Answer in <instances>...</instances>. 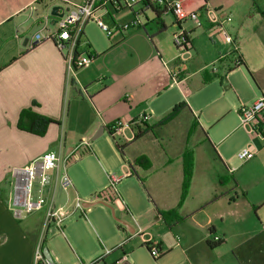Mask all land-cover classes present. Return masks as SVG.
Listing matches in <instances>:
<instances>
[{"label":"crops","instance_id":"obj_1","mask_svg":"<svg viewBox=\"0 0 264 264\" xmlns=\"http://www.w3.org/2000/svg\"><path fill=\"white\" fill-rule=\"evenodd\" d=\"M5 2L2 5L0 1V35L3 33L11 42L0 44V151L6 153L5 158L0 156V264H33L48 207L22 218L15 217L10 206L9 169L24 166L46 151L57 152L56 149L66 148L77 140L83 142L102 128L100 134L108 131L112 136L110 126L115 120L121 117L129 120L145 112L150 114V119L144 126L125 128L120 140L112 136L123 162L129 161L134 168L136 191L139 197L138 189L144 193L143 205L130 193L124 200L118 191L121 200L111 206L115 205L135 222L129 223L128 228L118 225L113 240L104 236L109 244H114L112 248L105 247L109 252H103L102 244L94 243L88 262L115 264L126 254L123 264H264V136L251 138L240 127L238 114L242 104H251L264 93V71L260 65L248 63L241 49L244 33L236 31L245 18L258 15L264 18V0H190L187 7L198 10L201 24L193 21L195 26L187 20L179 25L192 40L193 52L187 60L166 59L161 45L146 32V26L143 34L119 29L124 21L136 17L141 22V16L147 17V11L152 10L156 15L152 22L160 25L159 35L167 31L165 17L170 12L159 7L162 13L158 17L152 0L132 8L115 9L111 5L110 13H105L103 19L114 29L113 34L104 41L93 30L87 32L90 22L86 24L84 50L94 54L95 59L75 74L68 70L67 48L59 49L48 38L57 29L51 9L54 5L63 8L62 0H28L16 7L10 1ZM7 4L9 9L3 10ZM127 9L130 12H124ZM211 10L216 12L217 21L210 18ZM46 18H50L51 24L44 28ZM7 23L11 27L4 26ZM208 31V34L214 31L215 35L210 37L213 45L210 50L205 39ZM37 33L44 38L31 47ZM138 36L146 41L142 47L136 41ZM256 36L255 32L249 38ZM233 50L241 56L242 65H234L236 55L230 54ZM209 62H213L211 70L207 68ZM216 78L220 81L217 93L209 96L212 93L206 91L204 103L198 102L196 95L202 96L204 89H208L205 87L216 83ZM171 91L174 92L165 109L152 113L149 109L152 101ZM226 93L236 97L234 107L216 106ZM183 101L186 105L167 120ZM27 108L58 122L52 123L42 136L23 130L18 127V120ZM71 124L74 129L80 126L82 134L71 135L67 129ZM251 139L259 151L253 159L243 162L237 153ZM187 148L194 151L195 166L189 194L179 206ZM74 150L69 147L65 156L60 154L61 159H70ZM87 150L95 154L99 168L103 162L109 165L98 150L91 146ZM140 155L150 159V167L136 163ZM65 167L60 164L59 169H52L49 183L41 190L56 206H63L55 200L56 189L61 184L72 186L79 197L86 198L83 205L93 202L87 199L93 191L107 185L104 174L100 182L87 184L90 170L85 165L77 167L75 183L68 175L71 183L65 185L62 181L67 173ZM35 187L40 190L38 182ZM103 205L108 207V203ZM173 209H178L181 219L167 220L160 213ZM82 215L86 216V212ZM53 226L59 228L53 224L49 231ZM59 229L66 236L65 227ZM143 233L159 241L158 258L151 256ZM215 235L221 241H213ZM68 242L70 249L66 250L50 247L48 239L42 238L55 263L67 264L64 254L72 251L73 264H78L83 260L80 244L76 240L75 245ZM248 245L251 246L247 248Z\"/></svg>","mask_w":264,"mask_h":264},{"label":"built area","instance_id":"obj_2","mask_svg":"<svg viewBox=\"0 0 264 264\" xmlns=\"http://www.w3.org/2000/svg\"><path fill=\"white\" fill-rule=\"evenodd\" d=\"M149 0H82L81 2H74L72 0H62L63 11L62 17H57L55 25L57 29L50 34L51 38L61 50L67 48L65 58L69 72L75 74L77 69L88 66L94 59L95 55L84 50L87 46V41L84 40V28L87 23L95 22L101 29L111 36L114 29L109 27L103 19L105 13H110L111 5L115 9L121 7H134L140 2L146 3ZM156 6L164 8L170 12L175 19L180 23V26L187 20L194 21L197 25L201 24V17L198 10H191L187 7L190 0H152ZM209 16L212 21H217V14L214 10L209 11ZM51 24L50 18H46L43 24L47 28ZM141 22L136 17L130 22H125L120 25L121 31H128L131 28L138 27ZM44 36L37 33L31 40L30 46L33 47L37 42H40ZM175 44L179 50L178 58L187 60L193 50L192 40L190 35L180 27L179 31L174 34ZM235 63H238L235 61ZM240 66V65H239ZM240 118V127L243 128L251 138L257 136H264V93L251 104H242L238 110ZM150 119L149 113H140L129 120L121 117L115 120L111 125L113 131L112 136H124L125 128L136 125L144 126ZM259 149L253 139H251L245 146H243L237 153L238 158L243 161L253 159L258 153ZM61 155L49 150L44 152L41 156L34 159L24 166H17L12 168L11 173L14 177V191L11 197V209L15 217L22 218L25 215L31 214L35 211L43 209L46 205L47 211L42 228L41 240L37 243L34 251L33 264H57L50 261L44 254L42 238L45 232H48L51 225L62 226L64 218L68 211L63 206H56L49 202L47 198L41 193L49 181V172L52 169H59L61 164ZM69 159H65L64 164L67 165ZM134 174L132 164L125 160L120 168V171L109 172L108 186L97 192L93 196V201L104 202L108 204H119L120 195L117 189L118 183L123 179ZM63 184L69 185L71 180L67 173L62 177ZM39 183L40 190H36V183ZM82 207L81 201H77L74 209ZM144 240L148 246V250L153 258H158L161 255L159 248V241L154 239L150 234L143 233ZM213 241H221V237L215 235ZM127 259L125 254L123 258L116 264H123Z\"/></svg>","mask_w":264,"mask_h":264},{"label":"rangeland","instance_id":"obj_3","mask_svg":"<svg viewBox=\"0 0 264 264\" xmlns=\"http://www.w3.org/2000/svg\"><path fill=\"white\" fill-rule=\"evenodd\" d=\"M0 1L2 5L6 3L5 1H10L11 2L10 5L13 7H16L17 5L24 4L28 0H0ZM34 4L38 6V3H34ZM10 5L7 4L6 6H4L3 10H8ZM30 9H28V12H30ZM128 11L130 12V9H127L124 12H128ZM155 17H156L155 13L152 10H148L147 17L146 15L141 16V22L144 25L142 26L138 25V27L136 26L134 28H131L128 31L129 32L139 31L140 34H143L147 30L146 32L149 34V36L155 37L154 38L155 43L158 42V44L161 45L162 50L164 51V54L166 56V59H169L171 57L172 60H176L179 56V50L175 44L174 34L177 31H179V24L177 23L176 19H174L171 13L166 15L165 22H166V25L168 26L167 31L166 32L163 31L161 34L158 35L157 34L158 26L160 28V25H158L156 21L152 22V20L155 19ZM132 20L124 21L123 23L130 22ZM104 22L110 27V25L108 24V22L105 21V19H104ZM188 22L189 24L195 25V23H193V21L191 20H188ZM4 26L11 27V24L7 23ZM145 26H146V30H145ZM3 28H6V27H3ZM92 30L100 38L104 39V41L108 40L109 35L106 33V31L101 29L94 22H90L86 26L87 32L92 31ZM238 30L244 33L243 34L244 38L241 42V49L248 63H250L251 66L260 65V67H262V70L264 71V48H263L264 47V18L261 17L260 15L256 16L255 18H245L241 21V26H238L236 28V31ZM255 32L257 36L253 38H249L250 35H252V33H255ZM14 33L15 32H13V34ZM208 33L209 31L206 32L205 39L208 42V47L210 50L213 47L212 42L210 41V37L212 39L214 38L215 35H214V31H211L210 34ZM136 41L138 42L140 47H142L144 42H146L141 36L136 37ZM7 42L10 43L11 41L8 39L7 36H4L2 33L0 35V44L7 43ZM203 45L204 43H202V46ZM212 64L213 62L211 63L209 62L207 65V68L211 70ZM196 69H197L196 67L192 68V71ZM243 69L247 72V68L245 66H243ZM215 80H216L215 81L216 83H214L213 85H208L209 87H205L208 89H204V91L202 92V96H200L199 94L196 95L198 102L204 103V101L206 100V97H205L206 95H204L206 91L207 93L208 92L212 93L209 96H213L215 92L217 93V91L220 88V81H219V78H216ZM253 85L255 86V88L257 87L254 80H253ZM173 92L174 91H171L170 93L164 94L162 97L153 100L152 103L150 104L152 105V108H149L151 109L150 111H153L152 113H155V112L159 113L160 111L165 109L167 105L166 103L172 96ZM235 98L236 97H234V95L232 98L230 94L226 93L225 97L221 98L220 100L216 102V106L222 105L228 108L234 107L235 100H236ZM87 118L88 116L85 119L86 122L88 121ZM67 129L71 135L76 136L80 133L82 134V128L80 126L74 129L73 124H71L67 126ZM98 131L99 130H97V132ZM97 132H95V134H93L91 138L84 139L83 142H81V140H77L66 148L63 147L61 148V150L59 149H56V150L57 152H59V154H61L62 156H65V153H67V150L69 147L75 148L73 156H71V158L69 159L65 167L68 175L74 181V183H75V180L73 176L75 173H77V170H76L77 167L79 165H85V168L90 170L89 174L87 175L89 176L87 177V180H86L87 184H91L94 182H100V178H101L100 176H103L104 174L105 178L107 179V185L103 188L105 189L109 184V178H108L107 171L108 172L120 171V168H121L120 166L123 160L120 157L118 150L116 149L117 148L116 144L113 141V137L109 134V132L106 131L104 134H100L97 137H95ZM240 132L241 134H243L242 130ZM240 132L238 134L241 136ZM115 138L117 140H120L121 136L116 135ZM90 146L94 150H98L104 158L106 157L109 162V165L108 164H106L107 166L103 165L105 164L103 162L102 168L101 167L99 168L97 166V162H96L97 159L95 157V154L92 151L88 152L87 150ZM4 154L6 153H2V151H0V156L1 155L3 156ZM3 158H5V156H3ZM64 161H65V158H62V161H61L62 167L65 165ZM10 170L11 169H9L8 171L10 173V182H11L10 191L13 194L15 180L13 176L11 175L12 173ZM92 177L94 178L88 182V180H90V178ZM61 185L56 189L55 200L58 204L63 205L64 208L68 211V214L64 218L63 223H62V226L65 227L66 236H64L63 231H61V229L53 226L51 230L49 231V233H46V232L44 233L43 235L44 240L48 239V244L50 247H57L60 249L64 248L66 250L67 248L70 249L69 247L70 243L68 241L72 242L74 245L76 244L75 240L78 241L81 247L82 254H83V260H80L78 264H83L82 263L83 261H85L86 264H90L88 262L89 260H87V257L88 255H92L89 252L92 250V246L94 243L97 244L98 246L102 244L103 252L104 251L109 252L110 250L108 248H112L114 244H109L108 241L104 238V236H107V237L109 236L110 238L109 237L108 238L113 240L112 238L114 234V229L118 230V225H122V226H125V228H128L130 225L129 223L133 224V222L135 221L131 220L130 215H128L127 213H124L118 210L115 205L111 206V204L110 205L108 204L107 205L108 207H106V205H103V204H107V203L100 202L95 205L85 207L83 203L86 198H83V196H81L82 198L79 197L78 194H76V192L72 188V186L65 187L64 185L62 186ZM137 186H138L137 176L133 174L123 179L120 183H118L117 189L120 192L121 196L124 198V200L127 199V193H130L132 197L136 199L139 205H143L141 198H144L142 197L144 196V193L141 189H138L139 190L138 192H140V197H139L136 191ZM103 189L93 191L88 196L87 199H89V201H93L94 194H96L97 192ZM78 199L79 201H81L82 207L72 212L74 210V206L76 205ZM83 211L86 212V216L82 215ZM84 218H86L88 221H85ZM129 220H131V222H129ZM251 245H248L247 248L250 247ZM105 247H108V248H105ZM70 254H73V252L68 251V253L64 254L66 260L69 261L67 264H73L75 261L74 258H71ZM76 257L78 258L77 255Z\"/></svg>","mask_w":264,"mask_h":264},{"label":"trees","instance_id":"obj_4","mask_svg":"<svg viewBox=\"0 0 264 264\" xmlns=\"http://www.w3.org/2000/svg\"><path fill=\"white\" fill-rule=\"evenodd\" d=\"M153 7L155 8V10L157 12V16L160 17L162 12L160 11L159 7L156 5H153ZM263 15H264V13H263ZM177 23L180 25V23L178 21H177ZM164 29H165V26L162 24L161 25V31H163ZM230 54L236 55L234 60L237 61L238 63L234 62L235 66H239V65L243 64V60L236 50H233ZM185 105H186V103L184 101L177 104L166 119L167 120L171 119L172 117L177 115ZM55 122H58V121L53 119V118H50L48 116H44L38 112H35L32 109L27 108V109H23L21 114H20V117L18 120V127L23 129V130H26V131H29V132H32V133H35V134L42 136V135H45L48 127L52 123H55ZM110 133L111 134L113 133L111 126H110ZM117 145H118L119 149L122 151V146L118 143H117ZM135 161L141 167L147 168V167L151 166V161L146 155L138 156ZM194 166H195L194 151L191 150L190 148H187L184 152V181H183L182 195H181V199L179 202V206L184 203L186 197L189 194V190H190V186H191V182H192V178H193ZM139 179L141 180V183L144 186V188H146L142 179L141 178H139ZM160 213L167 220L169 218H172V220H174V221L181 219V216L179 215L178 209L161 211Z\"/></svg>","mask_w":264,"mask_h":264},{"label":"water","instance_id":"obj_5","mask_svg":"<svg viewBox=\"0 0 264 264\" xmlns=\"http://www.w3.org/2000/svg\"><path fill=\"white\" fill-rule=\"evenodd\" d=\"M61 9H62V6H60V5H54V6L52 7V9H51V13H50L51 16L56 17V20H57V17H62L63 14H64V12H63V11H59V10H61ZM101 132H103V128H102V130L100 131V133H101ZM100 133L98 132V133L95 135V137H97ZM97 203H100V202H98V201L86 202V203L84 204V206L88 207V206L95 205V204H97ZM102 203H104V202H102ZM43 252H44L45 256H46L50 261L54 262V259H53L52 255H51V253H50V251H49V249H48L47 247H45V248L43 249Z\"/></svg>","mask_w":264,"mask_h":264},{"label":"bare ground","instance_id":"obj_6","mask_svg":"<svg viewBox=\"0 0 264 264\" xmlns=\"http://www.w3.org/2000/svg\"><path fill=\"white\" fill-rule=\"evenodd\" d=\"M134 169V168H133Z\"/></svg>","mask_w":264,"mask_h":264}]
</instances>
